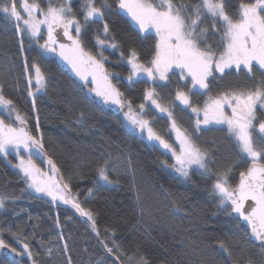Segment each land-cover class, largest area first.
<instances>
[{
	"label": "trees",
	"instance_id": "obj_1",
	"mask_svg": "<svg viewBox=\"0 0 264 264\" xmlns=\"http://www.w3.org/2000/svg\"><path fill=\"white\" fill-rule=\"evenodd\" d=\"M35 2L46 10L47 0ZM71 3L79 13L82 0ZM109 3L112 7L105 9L104 19L110 27V38L115 37L119 47L106 49L104 55L108 57L105 64L113 73L115 84L131 101L133 109L138 110L143 103L141 115L157 134L177 146L167 114L144 100L145 89L155 87L157 101L172 111L177 125L199 147L208 151V171L193 168L186 179L166 167L164 161L174 163L169 153L165 155L166 151L153 147L138 131L133 132L122 117L97 106L88 89L78 87L59 67L54 53L47 58L39 55V45L46 40L45 30L38 38H32L18 32L15 24L0 12L2 94L26 117L30 134L42 136L46 155L39 161L44 166L49 159L53 161L61 182L78 195L79 203L93 213L96 223L94 231L87 217L72 206L36 195L27 188L22 173L9 163L8 159L16 161V157L0 154V196L7 197L5 207L0 208V239L18 251L22 248L21 241L27 243L31 259L37 264H68L69 258L71 264H130L128 257H134L131 264H136L141 256L149 264H246L249 259L260 264L259 246L249 241L240 222L218 206L219 197L212 191L217 174L231 167L229 183L235 185L239 173L245 170L234 141L225 127L194 131L195 114L176 99V92L184 91L193 106L203 107L209 96L215 97L229 87H253L261 79L259 73L254 80L248 79L244 72L238 75L232 72L222 80L210 78L209 89L199 95H193L195 90L189 91L191 81L180 79L178 70L170 73L166 82L154 84L143 77L130 84L129 66L120 53L127 56L135 48L144 63L151 58L156 36L152 32H139L130 18L118 10L116 0ZM238 3L239 0H227L226 7L232 11ZM16 4L21 11V0H16ZM78 18L82 20V15ZM98 28L102 30V23L89 25L83 38L85 49L94 55L99 51L94 40ZM217 40L210 32L208 42L215 46ZM34 63L45 76V87L39 91L34 80ZM29 77L33 79L35 108L33 97L28 96ZM9 121L17 123L14 116ZM105 160L110 161L108 175L114 182L97 184V169ZM221 241L228 250L221 247ZM107 248H113V252L109 253ZM18 260L30 264L26 255L0 257V264H20Z\"/></svg>",
	"mask_w": 264,
	"mask_h": 264
},
{
	"label": "snow or ice",
	"instance_id": "obj_2",
	"mask_svg": "<svg viewBox=\"0 0 264 264\" xmlns=\"http://www.w3.org/2000/svg\"><path fill=\"white\" fill-rule=\"evenodd\" d=\"M116 3L118 10H123L138 26L139 32L148 33L154 30L156 36L151 58L144 63L140 61L135 48L130 49L127 56L124 52L120 53L129 66L127 80L130 84L143 77L154 84L157 81H168L169 74H175L178 70L180 79L191 81L192 88L189 91L195 90L193 95H199L200 90L209 89L210 78L222 80L232 72L237 75L244 72L248 79L254 80L259 73L261 79L253 87H229L215 97L209 96L203 108L194 107L190 96L184 91L178 90L176 99L196 114L194 131L210 130V126L216 125L227 127V133L238 149L239 160L246 167L239 173L235 185L229 183L231 167L217 174L212 191L219 197L220 208L233 219L245 223L249 230L247 233L249 241L258 242L262 257L260 264H264V0H239L232 11L226 7L227 0H197L195 3L185 0H116ZM111 7L109 0H100L99 4L97 0H82L78 13L73 10L71 0H59L58 3L47 0L46 10L35 0L32 3L23 0L22 10L25 15L22 16L16 0H0V12L15 24L18 32L38 38L42 26H46L47 39L39 45L40 56L47 58L49 54H57L62 61L71 66L72 71L85 82V86L88 83L94 85L88 91L94 93L100 102L105 105H116L121 109L125 106L128 108L124 115L130 129L133 132L139 129L142 137L146 131L149 141L158 142L154 143L153 147L162 146L166 150L165 155L171 153L174 163L168 164L164 161L166 167L175 169L186 179L190 178L189 170L193 165L208 171V151L199 147L186 130L177 126L172 111L158 103L155 87L145 89L144 100L151 101L160 113L167 114L171 120L170 128L176 133L178 150L157 134L148 120L142 118L145 105L142 103L138 110L133 109L131 101L126 100L123 93L112 83L113 73L105 68L108 57L104 55L106 49L119 47L115 37L110 38V27L104 19L105 9ZM78 15H82V20ZM206 20L208 23H205ZM100 23L102 30L98 28L94 36L99 51L93 55L91 51L85 50L84 33L87 32L89 25ZM57 30H60L62 36L70 43H59ZM210 32L211 36L218 38L215 46L208 42ZM36 42L39 43V40ZM27 68L25 59L26 71ZM32 68L35 70L36 90L39 91L45 87V76L37 64L34 63ZM115 75L119 76V73ZM27 84L28 96L33 97L32 103L35 108V95L31 90L32 77L28 78ZM226 108L231 110L230 113L226 112ZM13 113L18 126L4 119V114H7L11 120ZM83 115L84 113H81V116ZM26 124V117L19 113L11 99L2 94L0 87V154L7 157L14 152L19 157V163L15 167L22 173L21 178L28 189L51 197L52 202L59 200L64 204H70L81 216L87 217L95 231L93 213L81 206L71 194L69 185L61 183L62 178H54L43 172L34 163L32 159L34 155L46 153L43 151L42 136L38 138L31 135ZM21 150L28 153L27 159L21 155ZM47 163L51 166L52 172L59 171L51 159ZM128 164L131 165L130 160ZM109 167V160H105L99 166L97 184L114 182L109 178ZM88 191L91 193L92 189ZM6 199L7 197L0 196V208L5 207ZM56 224L59 227L58 219ZM21 243L22 248L18 251L16 247L0 239V250H7L8 255L26 254L31 259L29 245L22 241ZM220 244L222 248L228 250L224 241ZM64 247L67 251V245ZM48 251L51 253V249ZM107 251L112 253L113 248H107ZM241 251L246 252L247 249ZM128 259L131 264L134 257ZM33 264L37 262L33 260ZM68 264H71V258ZM136 264H149V261L141 256L136 260ZM246 264H254V261L249 259Z\"/></svg>",
	"mask_w": 264,
	"mask_h": 264
},
{
	"label": "water",
	"instance_id": "obj_3",
	"mask_svg": "<svg viewBox=\"0 0 264 264\" xmlns=\"http://www.w3.org/2000/svg\"><path fill=\"white\" fill-rule=\"evenodd\" d=\"M57 40L59 43H70L69 41H67L66 37L62 36V32L60 30H57ZM75 34V33H73ZM45 38L47 39V28L45 29ZM86 50V49H85ZM87 51V50H86ZM94 55V54H93ZM54 58L57 62V64L59 65V67L65 71L69 77L72 79V81L80 88L87 90L90 89L92 87H94V85H92L91 83H88L87 86H85V82L82 81L76 74L75 72L72 71L71 66L68 65L66 62L62 61L59 56L57 54L54 55ZM105 68L111 73V71L109 70V68L107 67V65L105 64ZM91 80V78L89 77V81ZM112 83L119 89V91L121 93H123V97L125 98V94L124 92L115 84L113 78L111 77ZM92 99L94 100V102L96 103L97 106H99L100 108L106 109L107 111H109L110 113L114 114L115 116L121 118L124 114V112L126 111V106L124 108H119V106L116 105H105L102 102L99 101V98L95 97L94 93H90ZM126 99V98H125ZM234 215V214H233ZM241 223V225L247 230V232L249 231L245 225V223L243 221H239ZM254 242V241H253ZM256 245H258V242H254ZM259 246V245H258ZM13 256H15V254H12ZM12 255H8L7 254V250H0V257H7V256H12ZM16 257H20V256H16Z\"/></svg>",
	"mask_w": 264,
	"mask_h": 264
},
{
	"label": "rangeland",
	"instance_id": "obj_4",
	"mask_svg": "<svg viewBox=\"0 0 264 264\" xmlns=\"http://www.w3.org/2000/svg\"><path fill=\"white\" fill-rule=\"evenodd\" d=\"M22 2H23V0H21V8H22ZM123 11V10H122ZM21 15L22 16H24L25 15V13L23 12V10H21ZM37 15L39 16V13H37ZM129 17V16H128ZM130 18V17H129ZM130 20H131V18H130ZM132 23L138 28V26L132 21ZM46 29V26H42V29H41V32H42V30H45ZM149 32H152V33H154L155 34V32H154V30H151V31H149ZM143 34H145V33H143ZM34 80H35V78H34ZM158 82H166V81H158ZM200 91H205V90H200ZM150 103H151V101H149ZM180 102V101H179ZM159 103V102H158ZM191 103H192V101H191ZM153 106H155V105H153ZM184 106V105H183ZM194 107H198V106H194ZM199 108H203V107H199ZM190 109V108H189ZM158 110V109H157ZM191 110V109H190ZM226 110V112H229L230 113V109L229 108H226L225 109ZM128 111V108H126V111L125 112H127ZM159 111V110H158ZM124 112V113H125ZM202 113L200 114V116H201V118H202ZM15 117V113H13V115H12V117ZM195 117H196V114H195ZM122 118H123V121H124V123L130 128V126H129V123H128V121H127V119H126V117H125V115L123 114V116H122ZM142 118L143 119H145L143 116H142ZM197 118V117H196ZM4 119L6 120V122H11V121H9L8 120V117H7V114H4ZM145 120H147V119H145ZM149 121V120H148ZM11 123H14V122H11ZM150 123V122H149ZM14 124H16V126H18V123H14ZM151 126V125H150ZM178 126V125H177ZM216 126H219V127H225V128H227L225 125H216ZM179 127V126H178ZM202 128H203V125L201 126ZM180 128V127H179ZM136 131H138L139 132V129H137ZM155 131V130H154ZM173 132V135H174V139H175V143H176V145L177 146H174V147H176L177 148V150H178V142L176 141V133H175V131H172ZM143 138L148 142V143H150V144H154V143H158V142H155V141H149L148 139H147V132L145 131L144 132V134H143ZM161 149H163L162 148V146H159ZM164 151H166L165 149H163ZM10 154H13L15 157H16V161H14V160H11V159H8V161H9V163L14 167V168H16L15 167V165H17L18 163H19V157H17L16 155H15V153L14 152H12V153H10ZM9 154V155H10ZM170 155H171V153H169ZM2 155V154H1ZM8 155V156H9ZM21 155L25 158V159H27V157H28V153L27 152H25V151H23V150H21ZM7 156V157H8ZM173 158V157H172ZM32 159H33V161H34V163L37 165V167H39L43 172H47L50 176H53L54 178H57L58 177V174L57 173H54V172H52L51 171V166L48 164V163H46L45 162V166L39 161V159H43V155H34L33 157H32ZM174 159V158H173ZM193 168H196V169H199V168H197L195 165H193L192 166V168L191 169H193ZM16 169H18V168H16ZM190 169V170H191ZM19 170V169H18ZM190 170H189V172H190ZM199 170H202V169H199ZM20 171V170H19ZM202 171H204V170H202ZM178 173V172H177ZM179 174V173H178ZM179 176H180V174H179ZM182 177V176H181ZM182 178H184V177H182ZM62 183V182H61ZM32 191L36 194V195H38V196H42V197H45V198H48V199H51V197H48V196H45V195H43L42 193H36L33 189H32ZM73 196H75L76 197V199H77V201L79 202V197H78V195L77 194H73V193H71ZM68 205H70V204H68ZM71 206V205H70ZM26 255V254H25ZM27 256V255H26ZM28 257V256H27ZM18 262L20 263V264H26V263H24V262H22V261H20V260H18ZM30 264H33V260L32 259H30Z\"/></svg>",
	"mask_w": 264,
	"mask_h": 264
}]
</instances>
